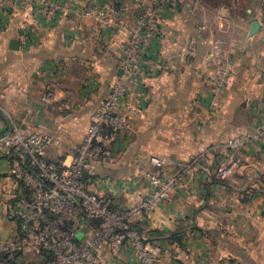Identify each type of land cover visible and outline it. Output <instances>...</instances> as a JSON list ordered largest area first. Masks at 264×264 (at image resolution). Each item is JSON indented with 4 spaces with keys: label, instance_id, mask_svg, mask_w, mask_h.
Listing matches in <instances>:
<instances>
[{
    "label": "crops",
    "instance_id": "obj_1",
    "mask_svg": "<svg viewBox=\"0 0 264 264\" xmlns=\"http://www.w3.org/2000/svg\"><path fill=\"white\" fill-rule=\"evenodd\" d=\"M103 1L133 0H71L67 13L40 17L26 46L18 39L23 14L0 12V133L19 126L50 135L46 157L60 169L121 69V34L83 14L85 5ZM254 20L260 28L250 35ZM216 37L228 42L234 71L213 106L201 77L212 69L207 53ZM155 48L154 71L128 96L141 114L129 116L130 128L118 133L112 154L85 170L84 187L122 208L150 190L140 169L183 171L171 197L136 221L151 253L163 264H264V140L231 152L221 147L264 120V0H174L161 17ZM226 154L238 164L218 180L216 166ZM17 162L0 150V241L23 238L14 210L29 191L7 173ZM69 225L81 226L82 239L93 237L97 226L79 214ZM100 254L105 264H138L128 246L114 252L104 244ZM41 256L28 245L0 255V264Z\"/></svg>",
    "mask_w": 264,
    "mask_h": 264
},
{
    "label": "built area",
    "instance_id": "obj_2",
    "mask_svg": "<svg viewBox=\"0 0 264 264\" xmlns=\"http://www.w3.org/2000/svg\"><path fill=\"white\" fill-rule=\"evenodd\" d=\"M70 1L0 0V12L23 14L18 39L26 46L30 41L28 30L38 25L40 17L67 13ZM172 3L174 0H133L130 4L115 5L103 1L97 7H83V14L92 15L99 28L114 29L121 34L122 71L113 78L106 97L91 114L64 168H58L46 157L52 143L50 135L26 131L19 126L0 133V150H7L18 159L7 168V173L29 191V196L14 210L24 223L23 238L16 242L0 241V255L12 254L29 245L42 256L22 264H105L100 251L106 244L114 252L128 246L138 264H163L151 253L136 221L171 197L183 171L162 175L155 170L140 169L138 173L148 182L150 190L139 202L122 208L111 207L105 197L87 190L83 177L93 162L112 154L118 133L130 128L129 116L141 114V109L128 96L137 89L140 77L156 67L155 40L161 17ZM228 45L221 37L212 40L207 53L212 69L203 71L201 77L210 88L213 106L217 104V95L229 87L233 78V57ZM50 98L48 91L44 99ZM262 140L264 120L254 130L228 138L221 147L231 152ZM152 164L160 166L166 162L152 159ZM237 164V158L226 154L216 166L215 178H228ZM78 214L96 222L93 237L82 239L79 237L81 226L70 227V220Z\"/></svg>",
    "mask_w": 264,
    "mask_h": 264
},
{
    "label": "water",
    "instance_id": "obj_3",
    "mask_svg": "<svg viewBox=\"0 0 264 264\" xmlns=\"http://www.w3.org/2000/svg\"><path fill=\"white\" fill-rule=\"evenodd\" d=\"M260 28V24L257 20H254L250 23V28H249V34L252 35L256 33ZM10 48L12 49H17L18 48V41L17 40H11L10 42ZM121 69L119 70L118 74L121 73Z\"/></svg>",
    "mask_w": 264,
    "mask_h": 264
},
{
    "label": "trees",
    "instance_id": "obj_4",
    "mask_svg": "<svg viewBox=\"0 0 264 264\" xmlns=\"http://www.w3.org/2000/svg\"><path fill=\"white\" fill-rule=\"evenodd\" d=\"M6 255V254H5ZM3 256V255H2Z\"/></svg>",
    "mask_w": 264,
    "mask_h": 264
}]
</instances>
